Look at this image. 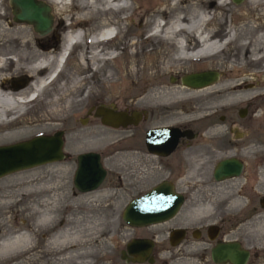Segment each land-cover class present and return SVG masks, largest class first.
<instances>
[{
	"label": "rangeland",
	"instance_id": "374dc122",
	"mask_svg": "<svg viewBox=\"0 0 264 264\" xmlns=\"http://www.w3.org/2000/svg\"><path fill=\"white\" fill-rule=\"evenodd\" d=\"M42 1L47 2L51 6L50 13L53 17V28L50 36H41L32 29L31 25L13 21L8 0H0V25L5 29H9L10 32L13 31L12 33L15 35L19 33L27 34L30 40L28 44H23L22 38L5 42L3 50L7 52V55L14 57V54L18 53L26 56L31 52L36 57L48 56L55 58L62 48L61 32L65 30L67 24L73 29L72 32H78L79 30L83 32L82 42L71 49L66 57L65 64H63L64 67L62 66L61 71L43 91L42 95L36 101L33 100L27 105L28 108L21 115L22 117H18L9 126H0V134L1 132L15 131L26 120L34 119L38 125H44L45 123L48 125L44 128H35L28 132V134L15 139L5 142L0 141V145L25 140L37 134H51L55 130L67 128L71 131L67 134L65 146L69 153L72 154L77 150H87L92 147H95L97 150L100 148L106 149L104 147L106 141L113 137L114 133L104 128L92 116L88 124L76 121L77 117H81L86 111L98 104L113 105L117 108L126 106L128 108L143 109L147 114L153 115L160 113L168 115L170 113L169 116L173 118L172 120L182 119L183 116L178 117L180 115L179 112L184 113L191 108V105L188 103L178 104V109L176 107L170 108L169 105L166 107L167 104H165L166 106L163 105V107H158L160 105L155 104V107L149 109L135 105L134 98L136 94L138 95L139 92L140 94L143 93L151 83L155 82L150 77V70L147 71L151 67L150 65L155 63L153 56L146 59V64L149 66L143 71L145 76L136 79V85L126 82L121 83L124 81L121 75L118 76L119 80L116 84L104 82L103 79L107 70L106 63H103L97 72H94V66L82 69L78 64L81 48L89 47L88 42L91 36L101 30L96 28L99 19L113 16L124 17L128 14V20H125L122 24L120 23L119 26L125 37L127 34L139 33V26L141 24H144V30L148 31L153 21L151 12L146 16L144 14L138 15L135 8L140 7V10H145L146 12L147 8L151 7L150 5L155 4V0H129L132 9H128L124 14L109 13L106 15L92 13V7L89 8V5H92L93 0H64L63 3L58 4L49 3L50 0ZM94 1L99 6L103 0ZM243 1L240 4L232 2V5L235 8H239ZM212 4L209 5L211 6ZM163 6L164 4H161L159 8ZM163 20L166 21L164 18ZM74 24L77 26H73ZM47 40H49L48 45ZM119 43L114 45L117 47L116 52L118 53ZM41 44L45 46H41ZM124 56L126 57V54ZM113 64L115 68L119 69L122 61L117 60ZM207 69L213 70L212 66L206 64L187 65L184 74ZM48 70L42 69L28 78L14 77L11 79L8 76L7 85L11 82L10 85L14 88H25L36 80L45 78L49 73ZM2 75L6 76L9 74L2 73ZM217 78V81L222 80L220 74ZM24 79H26L25 84L22 83ZM259 79L261 80L262 77H253V80ZM73 80H79L80 84L76 87L73 86ZM163 80L166 84L171 85L182 83L179 77H172L170 74L165 75ZM20 83H22V87H19ZM258 91L253 90V93L264 95V87ZM54 99L59 101L57 103L60 107L56 117L51 120L43 119L49 110L48 107H51L48 106V102ZM171 114H177V116ZM73 127H77V129H72ZM72 131H77L78 135ZM104 163L107 173L103 183L97 189L84 193L76 191L72 186L74 165L69 159H62L61 161L16 171L1 177L0 243L21 234H30L31 241L30 243H26L24 247H19L8 254L0 255V264H78L80 259L76 257L81 252L80 246L70 243L64 249L49 246V243L53 239V234L58 230H67L71 237L78 236L86 240L88 239L82 248L83 250H92V264H124L119 261L117 250L121 246L122 241L129 237L130 233L128 227L124 228L123 225L126 224L120 218L122 206L131 197L145 190L151 182L138 178L128 184L132 185L129 190H125V180L121 176L120 164L110 160H104ZM192 200H195L194 197ZM207 207H209L208 202L201 204L193 203L190 208L186 207L185 210L187 209V213L196 219L204 215L203 210ZM210 215H212L211 212ZM49 218H52L50 223L45 221ZM186 242H191L188 248L189 253L199 250L195 244L197 241L191 240ZM97 253L99 254L95 257ZM186 255L188 254L186 253ZM67 257L72 258L69 259ZM188 260L186 258H179L172 263L168 262V264H188ZM127 264L141 263L128 262ZM142 264L147 263L142 262ZM152 264L161 263L157 261Z\"/></svg>",
	"mask_w": 264,
	"mask_h": 264
},
{
	"label": "bare ground",
	"instance_id": "6f19581e",
	"mask_svg": "<svg viewBox=\"0 0 264 264\" xmlns=\"http://www.w3.org/2000/svg\"><path fill=\"white\" fill-rule=\"evenodd\" d=\"M63 1L50 0L49 3L58 4ZM232 2V0H155V4L150 5L146 12L140 10V7L135 8L138 15L146 16L151 12L153 21L150 29L144 30V24H141L139 33L127 34L126 37L119 26L120 23L128 20L127 13L124 17L101 18L96 24V28L101 30L91 36L89 47H80L82 50L78 56V64L82 69L94 66V72H97L101 65L106 63L104 82L116 84L119 80L118 76L121 75L124 80L121 83L134 85L138 77L145 76L143 71L149 66L146 64V59L153 56L155 63L150 65L147 71L150 70V77L155 82L151 83L143 93L139 92L140 95L136 94L135 105L144 109L155 107V104H159L158 107L167 104L166 107L169 105L170 108L177 109L180 103L191 105V108L184 113L179 112L178 117H185L188 113H198L213 104H217L219 107L217 111H220L222 110L220 108L228 105L253 101V95H256L253 90L259 92L258 90L264 87V0H244L239 8H235ZM211 3L213 4L210 6ZM161 4L164 6L159 8ZM91 7L92 13L102 15L124 14L128 9H132L129 0H103L99 6L93 0L92 5H89V8ZM163 18L166 23L158 24ZM12 32L0 25V126L2 127L11 125L24 114L27 105L42 95L66 62L64 56L67 48L64 45L55 58L36 57L31 52L26 56L18 53H12L14 57L7 55L3 50L5 42L19 38L23 39V44H28L30 41L27 34L15 35ZM82 36L83 32L80 30L68 36V44L73 43L71 49L82 42ZM118 42H120L119 53H113V49L108 50ZM117 60L122 61L119 69L113 64ZM200 64L212 66L217 77L220 74L222 80L217 81V78L200 87H190L184 83L171 85L163 80L167 74L180 78L187 65ZM42 69H49L48 75L25 88H14L10 85V81L7 85L8 76L11 79L28 78ZM2 73L9 75L5 76ZM253 77H262V79L253 80ZM79 84V80L72 82L75 87ZM19 87H22V83ZM57 102L59 101L55 99L48 102V106L51 107H48L49 110L43 119L51 120L56 117L60 108ZM177 114L171 115L177 116ZM47 125V123L38 125L34 119L26 120L15 131L1 132L0 141L18 138L35 128H44ZM203 214L209 216L210 207L205 208ZM51 220L52 218H49L45 221L50 223ZM52 238L49 243L52 248L64 249L69 243L80 246L81 252L76 257L80 259L78 264H92V250L82 248L88 239L71 237L67 230L56 231ZM30 241V234L6 239L0 243V255L24 247Z\"/></svg>",
	"mask_w": 264,
	"mask_h": 264
},
{
	"label": "flooded vegetation",
	"instance_id": "af4514ba",
	"mask_svg": "<svg viewBox=\"0 0 264 264\" xmlns=\"http://www.w3.org/2000/svg\"><path fill=\"white\" fill-rule=\"evenodd\" d=\"M67 32H61L62 42ZM107 106L128 115L137 112L139 117L118 128L103 125L114 133L106 141V149L92 147L72 154L65 147L71 131L61 128L63 159L73 163L72 175L78 154L95 152L104 168V160L120 164L125 190L138 178L151 182L133 197L159 183L168 184L172 193L181 197L175 213L167 220L135 228L123 225L130 234L117 250L119 261L130 262L127 243L143 238L152 242V261L147 264H168L179 258L189 259L188 264H264V95H253V101L228 105L220 111L217 104L209 105L198 112L200 115L188 113L177 121L166 113L153 115L143 109ZM94 107L76 121L90 123ZM222 162L227 175L216 177L214 171ZM207 202L212 215L194 219L185 210L193 203ZM191 240L197 241L199 248L193 253L188 251L191 242H186ZM223 243L234 246V263L212 260L211 249ZM239 252L246 255L242 263Z\"/></svg>",
	"mask_w": 264,
	"mask_h": 264
},
{
	"label": "water",
	"instance_id": "95a60500",
	"mask_svg": "<svg viewBox=\"0 0 264 264\" xmlns=\"http://www.w3.org/2000/svg\"><path fill=\"white\" fill-rule=\"evenodd\" d=\"M235 3L241 0H232ZM11 7L12 20L26 23L39 35H45L51 30L53 17L51 6L42 0H8ZM217 79L213 70L190 72L183 74L180 80L190 87H200ZM26 79L23 80L25 84ZM21 85V83H20ZM92 116L98 118L105 126L118 128L125 126L133 118L138 119L139 113L128 115L125 111L115 110L106 105H96ZM84 123L83 120L80 121ZM62 131L55 130L51 134H37L25 140L0 145V178L10 173L30 169L35 166L61 161ZM225 162V161H224ZM220 163L214 173L216 177H224ZM105 168L95 152H82L77 156V165L72 175V186L80 192L95 190L105 176ZM181 202L180 196L172 193L166 183H159L145 193L131 198L121 210L120 218L128 227H143L146 224L160 222L170 218ZM171 244L172 241H171ZM152 242L143 238H134L126 245L130 262H151ZM240 262L246 257L245 252H239ZM211 258L214 262L236 261L234 246L228 243L217 244L211 249Z\"/></svg>",
	"mask_w": 264,
	"mask_h": 264
}]
</instances>
